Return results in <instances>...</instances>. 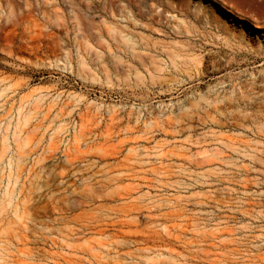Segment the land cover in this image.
<instances>
[{
    "label": "rangeland",
    "instance_id": "1",
    "mask_svg": "<svg viewBox=\"0 0 264 264\" xmlns=\"http://www.w3.org/2000/svg\"><path fill=\"white\" fill-rule=\"evenodd\" d=\"M0 264H264V0H0Z\"/></svg>",
    "mask_w": 264,
    "mask_h": 264
},
{
    "label": "bare ground",
    "instance_id": "2",
    "mask_svg": "<svg viewBox=\"0 0 264 264\" xmlns=\"http://www.w3.org/2000/svg\"><path fill=\"white\" fill-rule=\"evenodd\" d=\"M213 116V115H212ZM214 117V116H213ZM214 119V118H213Z\"/></svg>",
    "mask_w": 264,
    "mask_h": 264
}]
</instances>
